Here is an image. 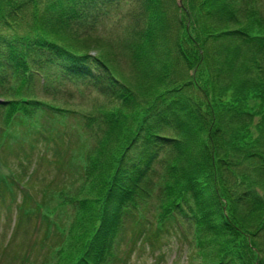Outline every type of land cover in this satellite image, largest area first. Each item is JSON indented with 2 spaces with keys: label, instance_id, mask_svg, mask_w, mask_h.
Listing matches in <instances>:
<instances>
[{
  "label": "trees",
  "instance_id": "obj_1",
  "mask_svg": "<svg viewBox=\"0 0 264 264\" xmlns=\"http://www.w3.org/2000/svg\"><path fill=\"white\" fill-rule=\"evenodd\" d=\"M118 1L0 0V147L21 123L20 147L52 142L62 172L44 183L49 207L30 205L28 177H5L21 190L14 231L30 210L42 221L55 201L64 216L46 223L53 243L37 240L39 225L12 256L17 264H100L138 195L154 232L187 244L185 264H264L260 8L252 0ZM121 3L139 36L117 40L118 49L96 29L125 22L115 12ZM110 9L118 19L106 26L100 16ZM65 119L78 128L80 151L56 141L55 124Z\"/></svg>",
  "mask_w": 264,
  "mask_h": 264
},
{
  "label": "rangeland",
  "instance_id": "obj_2",
  "mask_svg": "<svg viewBox=\"0 0 264 264\" xmlns=\"http://www.w3.org/2000/svg\"><path fill=\"white\" fill-rule=\"evenodd\" d=\"M118 2H120V0ZM252 2H254L258 8H260V24L264 25V0H252ZM128 8L129 4L121 3L120 6L117 7V11L115 9L117 14L122 15V21L129 19L128 17L130 14L129 11H127ZM111 9L107 15L102 14L100 16V20H102L106 26L110 25L108 24L109 21L118 19L116 13L111 14ZM133 11L138 15L145 14V10H141V6L139 4H134ZM137 21L138 19H135L129 21L128 24L126 21H117L120 25L114 24L113 26L109 27L111 30H106L104 27H101L96 29V32H98L100 35H105L106 32H109V40L112 41L115 47L119 49L120 46V49H122V46L119 45V41L121 39L130 41L139 36L138 30L137 32L135 31V29H138L139 27ZM101 29H104V31L102 32ZM127 47L124 46L128 52ZM118 54H120V57H122V52ZM124 58L125 56L123 55V57L119 58L118 60L121 62ZM132 60L134 59L132 58ZM145 62L149 63L147 60H145ZM148 66V64L144 65L146 68L145 72L152 75L154 70H152V66H150L148 69ZM3 79L4 78L1 80ZM77 91L78 90H76V92ZM88 91H90L91 96L96 95V91L90 89L85 90V92ZM42 96V100L49 101L48 99H45V96H47L46 94H42ZM78 96L79 95L76 94V102L78 101ZM86 100H90V98ZM79 103L80 102L75 103L73 107L81 108L84 106H81ZM65 120L66 121H59L58 123L55 122L56 141L60 142L65 148H69L71 152L75 150L80 151L81 141L79 140L78 136V128L73 126V124L69 121L71 119ZM70 125H72L71 128L68 127ZM10 129L11 130H7V134L3 141L4 145L0 147V264H17L16 258L12 256V254H14L13 252H17L19 255L26 249L29 239L35 235V228L39 225L40 230L38 231L39 236L37 240L46 236L45 241L53 243L55 239H53L54 235L52 232L54 231L50 230L51 226L49 225L47 226V229L46 223H60V221L64 219L62 210L59 208V203L55 201L52 204L53 209L51 214L49 212L47 217H43L42 221H39L37 217H34L33 211L30 210L31 216L28 217L26 222H22L19 228L14 231L15 210L18 206V201L22 200V196L21 190L19 189L20 187L17 188L13 185L12 188V186L6 180H4L6 179L5 177L8 176V174L12 171L13 174L14 171H17L19 175L22 176H17L18 178H22L21 182H24L28 177L27 181H29L31 184L29 188L33 194L30 200L28 198V201H31L30 205L35 206V204L38 202L40 204L44 203L45 206L49 207L52 200L49 198L50 195L46 197L45 195L43 196L41 194L44 183H48L51 178H53L54 182H56L61 176L62 172L52 164V159L55 157L56 152L55 144H52V142L43 141L40 142L35 148H32L30 151H28V148L25 144L20 147L21 144L19 143L21 142L20 137H25L26 134H24V132L28 131L27 128H25V126L21 123H14ZM62 131H64V134H62ZM14 138H16V140ZM24 153H26L27 156L24 155ZM40 156H43L45 160H42ZM11 191L12 194H10ZM134 198L136 204L139 203L137 211L141 210L140 214H137V211L132 212L133 207L130 205L131 211H126V215L122 216L123 224L120 232L116 235L117 240L116 243L113 244L112 255H110V257H108L105 261H103L102 258H99V260H102L100 264L186 263V255L189 253L187 244L183 241H181V243L173 232L167 233L163 230L155 233L154 231L157 230H155L154 224L152 222V215L150 213L151 209L149 210L150 207H148L146 210L145 202H143V200L140 199L138 195L134 196ZM141 214L142 216H140ZM143 216H145L144 219H142ZM12 235L14 236L13 240H10ZM43 249L44 247H40L39 243L36 245V250H38V252L34 254L37 258L41 257ZM32 257H34V255H32Z\"/></svg>",
  "mask_w": 264,
  "mask_h": 264
}]
</instances>
